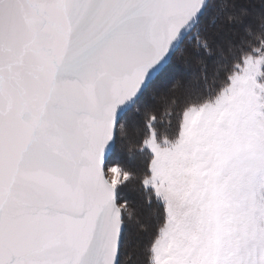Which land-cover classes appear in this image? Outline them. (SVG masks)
<instances>
[{
	"label": "snow or ice",
	"instance_id": "snow-or-ice-1",
	"mask_svg": "<svg viewBox=\"0 0 264 264\" xmlns=\"http://www.w3.org/2000/svg\"><path fill=\"white\" fill-rule=\"evenodd\" d=\"M0 264H264V0H0Z\"/></svg>",
	"mask_w": 264,
	"mask_h": 264
},
{
	"label": "rangeland",
	"instance_id": "rangeland-1",
	"mask_svg": "<svg viewBox=\"0 0 264 264\" xmlns=\"http://www.w3.org/2000/svg\"><path fill=\"white\" fill-rule=\"evenodd\" d=\"M194 68H195V65H194ZM183 92V90H178L177 92ZM180 96L183 94H179ZM164 101H161L160 103L162 104ZM137 136L136 133L132 132L131 128L129 129V134L127 137H124L122 138L119 142H118V145H117V150L110 156L109 158V161H108V169H109V172H108V178L111 179L112 177V173L110 172V169L112 167H118L122 170H128V166H126L125 162H124V159H122V154L123 152L126 153L125 154V158L127 159L128 157L131 158V155L132 154L130 151L129 152H126V150H124V147H131V142L135 143V141H133V137ZM133 158V157H132ZM133 162V165L134 166H138V167H141L142 168V163H141V160L140 159H134L132 160ZM132 182L131 181L129 183V186H128V189H126V192H125V195H126V198L130 201V213L134 214V215H137L136 214V210L137 209H142L145 214L143 216H140L141 218L147 220L149 219L150 217L153 216V214L147 209H145L142 205H143V202L141 200V198L139 196H137V188L136 187H133L132 186ZM146 239V238H145Z\"/></svg>",
	"mask_w": 264,
	"mask_h": 264
},
{
	"label": "trees",
	"instance_id": "trees-1",
	"mask_svg": "<svg viewBox=\"0 0 264 264\" xmlns=\"http://www.w3.org/2000/svg\"><path fill=\"white\" fill-rule=\"evenodd\" d=\"M194 71H195V68H194ZM179 94H183V92H181V91H179V92H177L176 91V93H175V95L177 96V97H182V95L180 96ZM163 103H165V102H163ZM162 103V104H163ZM181 106H182V104H181ZM173 123H174V121H173ZM137 139H138V136H135L134 135V137H133V141H135V143H133V142H131V147L129 148V147H124V150H126V152H131L132 154H130L131 155V158H125V154L126 153H124L123 152V154H122V159H124V162L126 163L125 165L126 166H128V170L129 171H133V172H135L137 175H139L140 174V172L142 171V168L141 167H138L137 165L136 166H134L133 165V162H132V160H134V159H140L141 160V162H142V160H143V157H141L138 153H136V148L138 147V143H137ZM133 157V158H132ZM132 186L133 187H136L137 188V196H139L140 198H141V200H142V202H143V207L147 210H149L152 214H153V216L155 215V211H156V208H155V204H153L151 207H149L146 203H145V200L148 198V196H147V194L145 193V192H143L141 189H140V185H139V181L138 180H133V182H132ZM136 214H137V216L138 215H140V216H143L144 214H145V212L140 208V209H137L136 210ZM151 235H152V232L150 231V233H149V236L148 237H146V242L148 241V240H150L151 239Z\"/></svg>",
	"mask_w": 264,
	"mask_h": 264
}]
</instances>
